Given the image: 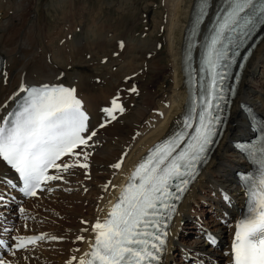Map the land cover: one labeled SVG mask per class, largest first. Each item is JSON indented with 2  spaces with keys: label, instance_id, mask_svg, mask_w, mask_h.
<instances>
[{
  "label": "bare ground",
  "instance_id": "obj_1",
  "mask_svg": "<svg viewBox=\"0 0 264 264\" xmlns=\"http://www.w3.org/2000/svg\"><path fill=\"white\" fill-rule=\"evenodd\" d=\"M221 1L210 0L211 7L203 23V29H206ZM60 3L64 5L66 1L60 0ZM158 5L161 7L156 9L153 23L146 21L153 25V29L141 38H135L134 27L131 38L128 37L129 31L118 38L117 32L102 37L100 34L108 32L107 28L111 25L105 27L106 25L101 24L93 31L94 35L100 38L97 40L89 35L87 29H83L85 32L78 39L79 42L77 41L80 65L65 68L57 61L59 51L55 54V47L51 43L48 44L47 40L42 42L39 38L41 36L39 31L43 30L38 21L37 0H0V69L7 71L6 83L0 76V105L7 102L6 108H0V118L11 110L16 99L10 100L9 97H13L22 83L27 86L67 84L77 89V95L83 101L89 115V128L97 130V136L93 138V148L100 151L98 154L90 152L89 169L74 167L69 173H60L64 176L65 182L67 180L68 182L62 183L58 180L47 184L51 189L64 188L61 189L62 192L60 190L52 194L38 190L37 197L25 198L18 189L11 190L6 184L0 183V192L14 197L0 203V226H3V229H12L0 230V237L13 243L12 237L30 234L36 236L42 233L64 239L57 242L51 240L49 243L48 239L45 242L37 241L36 245L38 243L42 245L43 242L48 244L49 249L44 251L43 255L35 253L36 245H29L28 250H19L14 256L9 250H4L0 253V258L8 253L7 259L13 261V264H45L44 256L46 259L56 258L53 264H79L80 258L87 260L88 257L84 254L91 250L90 244L94 243L92 226L97 219L103 221L107 218L139 163L156 144L177 133L188 115L191 103L198 105L199 94L198 90L194 89L198 86H194L188 79L194 72L192 67L195 68V72L198 70L200 47L203 43L200 40L197 43L194 50L195 63H190L189 36L199 14L198 0H159ZM201 37L202 34L199 38ZM121 41L124 43L123 48L120 47ZM262 62L264 36L258 42L244 69L223 135L211 158L202 165L197 178L190 184L179 202L170 227L168 252L163 264L176 262L174 250L179 251L182 257L184 255L189 257L188 264H231L229 256L225 253L230 251L235 224L244 215L248 199L246 189L240 185L236 176V169L248 166V162L238 154L232 146V141L248 134L254 128L241 106L243 101L250 102L264 119V80L257 79L259 75L264 79V71L259 69ZM24 68L28 69V73L22 77ZM135 84L137 91L130 92L129 89ZM117 95L120 98L118 102L125 108L124 113L117 112V120L107 124L105 128H99V123L104 117L101 109L111 106V101ZM124 153L127 155L123 158L121 168L117 170L110 167ZM76 159L63 158L67 163H72ZM51 171L52 174H56L55 169ZM85 171L92 181H84L82 173ZM74 172L79 176L73 178ZM4 179L16 182L17 176L0 160V180ZM74 181L78 182L76 185L80 187L77 189H80L81 193L71 197L72 194L64 191L71 189L70 186L73 185L71 182ZM105 185L108 186L107 190ZM206 187H210L211 194L203 193ZM85 189H89L88 192ZM90 193L96 196L92 198L93 195ZM225 194L230 201L225 200ZM206 198L214 202L215 208L221 210V214L209 221L212 224L205 223V226L200 228L198 223L203 219L194 202ZM18 206L24 207L28 216L32 218L23 219V215L18 212ZM50 206H57L66 211L63 225L61 221L56 223L54 218L48 217L47 211ZM84 206L88 208L87 214L83 212ZM82 221H86L87 224ZM186 223L195 224L200 229L195 232L191 241H184L186 232L183 225L188 227ZM209 226V230L204 229ZM58 227L63 230L62 234ZM84 228L88 231H82ZM218 231L229 236L227 245H221L219 237L214 234ZM205 233L215 237L217 241L215 246L208 244ZM78 236H83L84 240H77ZM73 244L80 247L78 251H74V247L71 248ZM73 257H76V260H72Z\"/></svg>",
  "mask_w": 264,
  "mask_h": 264
},
{
  "label": "snow or ice",
  "instance_id": "obj_2",
  "mask_svg": "<svg viewBox=\"0 0 264 264\" xmlns=\"http://www.w3.org/2000/svg\"><path fill=\"white\" fill-rule=\"evenodd\" d=\"M197 6V22L203 24L211 7L210 0H198ZM214 25L199 69L207 73V79L201 81L199 110L196 107L191 110L197 113L195 119L190 115L184 121V129L157 145L139 163L107 218L103 221L98 218L92 226L94 243L84 254L88 259L80 258L79 264H163L168 252L171 222L176 213L175 202L181 199L191 180L198 175L199 166L206 163L216 142L222 124V105L226 101L224 82L230 75L229 70L241 55V47L258 30L264 31V0H224V6L216 13ZM195 45L193 41V47ZM120 47H124L123 41ZM0 76L6 83L5 69H0ZM129 91L136 92V86ZM9 99L19 102L15 110L0 118V160L16 174L17 181L4 179L0 183L11 190L18 189L25 198H32L37 197L38 190L53 191L47 184L64 180L60 173H69L77 166L89 169L91 153L87 149L93 147L97 130L89 128V115L75 87L63 84L27 86L22 83ZM119 99L117 95L111 106L101 109L104 117L99 128L117 120V112L124 113L125 108ZM6 107L7 102L0 105V108ZM258 127L264 133V121L258 122ZM241 148L259 165V177L243 178L247 207L235 224L230 251L225 255L229 256L231 264H264V136L260 146L241 145ZM126 155L124 153L110 167L119 170ZM64 157L77 159L67 163ZM50 169H55L56 174H49ZM85 177L90 179L87 172ZM107 187L105 185V190ZM6 199L14 197L0 192V203ZM225 200L230 201L226 194ZM18 212L25 219L32 218L22 206H18ZM82 223L87 224L86 221ZM0 230L12 229L0 226ZM205 235L208 244L215 246V237L210 233ZM46 239L56 241L63 238L46 233L18 236L12 237V244L0 239V247L7 245L9 253L14 256L17 251L28 250L29 245ZM77 240L82 241L84 237L78 236ZM7 255L0 258V264H13Z\"/></svg>",
  "mask_w": 264,
  "mask_h": 264
},
{
  "label": "rangeland",
  "instance_id": "obj_3",
  "mask_svg": "<svg viewBox=\"0 0 264 264\" xmlns=\"http://www.w3.org/2000/svg\"><path fill=\"white\" fill-rule=\"evenodd\" d=\"M65 1L66 3L64 4L65 5L64 6L60 3V0H37V5L39 9L38 21L41 23V27L43 30V32L39 31V36L41 35L39 38L42 42L47 40L46 42L47 43L49 42L48 44L51 43V45H53V47H55L56 49L55 54L59 51L57 61H60L61 66L65 68L66 67L71 68V66L73 67L75 65L76 66L80 65V59H78L79 58L78 39L81 38V36L84 34L85 30L83 29H87V32L89 33V35L93 36L92 38L97 40L100 38L97 37V35H94L93 31L96 30L97 27H100L101 24L102 26L106 25L105 27H108L109 25H111L109 26L110 28H107L109 29L108 32L104 31L103 33L100 34V36L102 37L107 36L108 33L113 34L114 32H117L116 38H118L122 36L123 34H125L126 31H129L128 37L131 38V36H133L132 30L134 27V30L136 31L135 38L136 39L141 38L142 36L149 33L153 29V25L152 26L149 25V22H146V21H150V23L152 24L155 18L154 16L156 14V9L161 7L160 5H158L159 0H65ZM95 21L97 22V24ZM90 28H91V31H90ZM163 30H162V35H163ZM111 39L114 40V38H111ZM63 51H66V52H63ZM73 51H74V54H73ZM62 54H64L65 56ZM68 54H71V55H68ZM73 55H76V56H73ZM59 56L60 57L62 56L63 58H65V60L62 57L60 59ZM24 69L25 70H23L22 72L23 73L22 77L27 76V73H28V69L27 68H24ZM259 69L262 72L264 71V62L261 63ZM261 76L262 75H259L257 79L259 80V78H261V80H264ZM257 79L255 80V82H257ZM135 86L137 87V84H135ZM159 89L161 90V88ZM127 148L129 149V147ZM127 148L126 150H128ZM87 151L95 152L96 154L100 152L99 150H96L93 147L87 149ZM85 172H83L84 174L82 173L84 181H87V182L92 181L91 179H88L85 177ZM75 176L76 177L79 176L78 173L74 172L72 177L75 178ZM73 178H71V180H73ZM61 182L66 183L68 182V180L65 182V179H64ZM71 184H73L72 186H70L71 189H65V191L64 190L63 191L67 194L68 193L70 195L72 194L71 197L73 196L75 197V195L78 196V193L80 192L79 191L80 189H77L80 186L76 185L78 184V182L74 181V182H71ZM52 189L53 191L51 192L52 194H54L55 191L59 192L61 189H64V188L52 187ZM88 190L86 192H88ZM203 193H206L207 195L211 194L210 187H206L205 190H203ZM90 195H93V193H90ZM95 196L96 195H93L92 198H94ZM100 196L102 198L103 194H101ZM194 206L202 215L201 217L203 220H201L198 223L199 224L198 226H200V228L201 226H205V223L207 225L212 224V223H209V221L213 220L214 218H217L219 214H221V210L217 208L215 209L214 202L210 200L209 198H206L203 200H200V199L197 200L196 202H194ZM84 207L85 209L83 212L87 214L88 208H86V206ZM62 210L63 209L61 208L59 209V207L57 206H50L47 211L48 217L54 218V220H56L55 221L56 223L58 221L59 222L61 221L63 225V219L66 218V211L65 210L62 211ZM56 218H58V220ZM23 219H24V216H23ZM185 225H188V227L183 225L184 232L186 233L189 232V233L188 234L185 233L184 241H191L194 238L195 232L200 231V229L197 228L195 224L193 225L192 223H190V225L186 223ZM51 229L53 230V228ZM58 229L61 231V234H62L63 230L61 229V227H58ZM204 229L209 230L210 226L209 228L204 227ZM214 234L219 237V241H221V245L222 244L227 245L229 243V238H227L229 236H225L224 233L223 234L219 233V231ZM63 240L64 239L56 240L55 242L63 241ZM50 241L51 240H49L48 243ZM44 242L42 245L38 243L35 246L36 250L35 249L34 250L37 255L38 253L39 255H43L44 251L49 249V247H47L48 244ZM73 247H74V251H78L80 248L79 246H76L75 244L71 246V248ZM178 252L179 251H175V250L173 251L174 257H176V262L172 261L171 264H188L190 261V258L185 255L182 257L181 253L180 252L178 253ZM43 259H44L45 264H53L56 262V258L54 257L46 259L44 256Z\"/></svg>",
  "mask_w": 264,
  "mask_h": 264
}]
</instances>
